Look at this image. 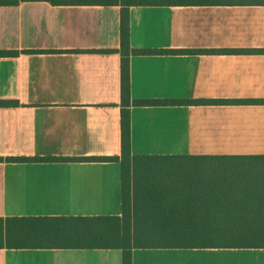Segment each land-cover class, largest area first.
Segmentation results:
<instances>
[{"label": "crops", "instance_id": "0c3cea01", "mask_svg": "<svg viewBox=\"0 0 264 264\" xmlns=\"http://www.w3.org/2000/svg\"><path fill=\"white\" fill-rule=\"evenodd\" d=\"M7 1L0 51L17 54L0 56V217L120 216V163L101 159L121 153V6L104 3L118 0ZM128 19L134 50L264 49V5L131 6ZM129 91L264 99V54H130ZM129 113L132 155H264V105ZM0 264H122V251L0 248ZM131 264H264V248H140Z\"/></svg>", "mask_w": 264, "mask_h": 264}, {"label": "trees", "instance_id": "16d2710c", "mask_svg": "<svg viewBox=\"0 0 264 264\" xmlns=\"http://www.w3.org/2000/svg\"><path fill=\"white\" fill-rule=\"evenodd\" d=\"M14 3L0 0V6ZM104 3L121 6V153L119 157L101 158L120 163L121 214L0 217V248L120 249L122 264H131L132 250L140 248H264V155H132L129 113L130 106L264 105V99L131 100L130 54L252 55L264 54V49L134 50L130 49L128 38V8L131 6L264 5V0H118ZM16 54L0 51V56Z\"/></svg>", "mask_w": 264, "mask_h": 264}]
</instances>
